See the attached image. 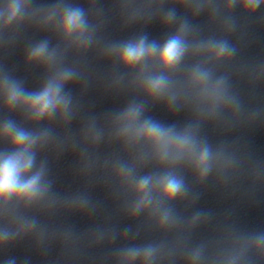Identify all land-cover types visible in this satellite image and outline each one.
Here are the masks:
<instances>
[{
	"label": "clouds",
	"instance_id": "1",
	"mask_svg": "<svg viewBox=\"0 0 264 264\" xmlns=\"http://www.w3.org/2000/svg\"><path fill=\"white\" fill-rule=\"evenodd\" d=\"M174 3L184 6V0H174ZM262 5L264 0H239V4L232 0L226 5V10L230 12L238 6L242 12L251 15ZM193 6L201 7L199 4ZM22 8L21 3L9 6L5 25L11 23ZM171 20V15L166 16L163 23L169 26ZM44 26L59 35L65 48L87 50L94 39L95 26L79 6L69 4L54 9L45 19ZM222 29L230 32L231 26L225 22ZM187 37L188 32L181 24L162 43L148 42L146 37H141L102 50V55L114 58L120 68L136 73L133 83L145 98L144 101L129 104L117 124L126 144L146 147L163 169L159 175L143 176L132 189L137 198L132 214L145 211L153 216L159 214L160 227L169 224L171 219L169 210L164 206L183 199L189 190L184 179L185 171L192 172L197 181L202 182L214 169L223 173L229 164L222 150L214 153L201 140L199 119L179 133L151 120L141 122L146 101L162 100L169 107H187L196 117L203 113L212 117L218 110L226 116L231 114L232 99L225 86L226 78L217 77L208 65L228 63L234 49L227 39L209 38L204 43L193 45ZM63 55L59 46L50 49L47 41L34 47L28 54V62L44 66L51 74L39 92H26L20 84L4 77L0 81V100L4 110H19L32 123L50 121L53 117L61 120L68 117L70 97L61 93L74 72L59 67L58 62ZM186 58L194 62L182 72L181 65ZM47 139V133L30 132L11 119H5L0 126V141L5 144L0 148V185L3 186L0 188V206H3L6 224L10 223L7 211L10 204L25 207L35 205L43 200L47 192L43 164L33 170L35 149L46 144ZM123 179L127 181L129 176L125 174ZM7 239L8 232L5 230L0 242ZM248 252L253 255L246 256ZM257 256L264 264V237H256L243 244L228 264H239L243 259H247L248 264H255ZM137 259L140 264H151L152 251L149 249L141 257H125L121 264H135ZM195 259L193 257V264Z\"/></svg>",
	"mask_w": 264,
	"mask_h": 264
},
{
	"label": "snow or ice",
	"instance_id": "2",
	"mask_svg": "<svg viewBox=\"0 0 264 264\" xmlns=\"http://www.w3.org/2000/svg\"><path fill=\"white\" fill-rule=\"evenodd\" d=\"M3 186L2 185H0V188H2Z\"/></svg>",
	"mask_w": 264,
	"mask_h": 264
}]
</instances>
